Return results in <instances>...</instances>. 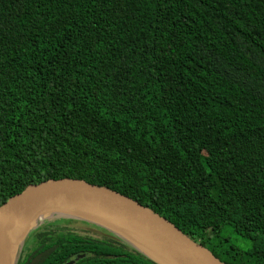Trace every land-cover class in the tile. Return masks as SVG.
Returning a JSON list of instances; mask_svg holds the SVG:
<instances>
[{
    "label": "trees",
    "instance_id": "obj_1",
    "mask_svg": "<svg viewBox=\"0 0 264 264\" xmlns=\"http://www.w3.org/2000/svg\"><path fill=\"white\" fill-rule=\"evenodd\" d=\"M63 178L264 264V0H0V203ZM32 237L15 264H162L83 219Z\"/></svg>",
    "mask_w": 264,
    "mask_h": 264
},
{
    "label": "water",
    "instance_id": "obj_2",
    "mask_svg": "<svg viewBox=\"0 0 264 264\" xmlns=\"http://www.w3.org/2000/svg\"><path fill=\"white\" fill-rule=\"evenodd\" d=\"M63 205L99 211L131 228L160 253L157 259H153L162 264H227L153 209L108 187L73 178L50 179L29 185L0 203V264L16 262L12 238L18 222L50 210H61L58 206ZM64 264H72V261Z\"/></svg>",
    "mask_w": 264,
    "mask_h": 264
},
{
    "label": "bare ground",
    "instance_id": "obj_3",
    "mask_svg": "<svg viewBox=\"0 0 264 264\" xmlns=\"http://www.w3.org/2000/svg\"><path fill=\"white\" fill-rule=\"evenodd\" d=\"M58 207H60L61 211H63L64 213H72L77 218L80 217L83 219H88L96 223H99L101 225H104L108 227L109 229L113 230L114 232L120 234L121 236L127 238L128 240L132 239V241H135L140 248L145 249L146 251L150 252L151 254L155 256H160V253L155 248H153L152 246L148 245L145 241H143L141 237L134 230H132L131 228H128L124 224L116 221L115 219L107 216L104 213L95 211L93 209H89L84 206L63 205V206H58ZM37 216L38 215L31 217V218L21 220L16 225L13 238H12V251H13L14 258L16 257V251H17L18 245L21 243L23 238L26 236L27 232L32 226L33 221L35 220Z\"/></svg>",
    "mask_w": 264,
    "mask_h": 264
},
{
    "label": "rangeland",
    "instance_id": "obj_4",
    "mask_svg": "<svg viewBox=\"0 0 264 264\" xmlns=\"http://www.w3.org/2000/svg\"><path fill=\"white\" fill-rule=\"evenodd\" d=\"M56 211V212H55ZM50 210L47 211L41 215H39L38 217L35 218V220L32 223L31 228L29 229V231L27 232L26 236L23 238V240L21 241V243L18 245L17 251H16V261L19 258H28V255L30 254V252L33 249V242H34V237H32V233L36 230H41L42 225L45 223V221H47L48 219H50L51 215L53 214H57V215H62V216H68V217H74L75 215H73L72 213H64L61 210ZM74 218H77L76 216ZM77 219H83V218H77ZM84 220V219H83ZM88 220V219H85ZM90 222H93L95 224H97L94 221L88 220ZM99 224V223H98ZM76 227H81L80 225H77ZM104 227V226H103ZM82 228V227H81ZM106 228V227H105ZM81 234H90V235H95V236H102L103 232L98 230V229H94V228H86L83 227L81 232ZM237 241H236V240ZM234 242L236 243H240V237H235ZM129 242L134 245L135 247H137L138 249H141V251H143L144 253L148 254L149 256H151L152 258H156V256H154L153 254H151L150 252L146 251L143 248H140L138 246V244L135 241H132V239L129 240ZM228 249V255H226L224 253L223 258H227L228 260L231 258L230 256H232L234 254V250H232L230 247H223L222 250L226 251ZM16 263V262H15Z\"/></svg>",
    "mask_w": 264,
    "mask_h": 264
}]
</instances>
